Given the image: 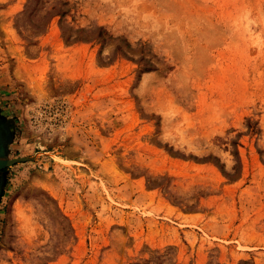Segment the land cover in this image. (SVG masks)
Instances as JSON below:
<instances>
[{"label":"rangeland","instance_id":"374dc122","mask_svg":"<svg viewBox=\"0 0 264 264\" xmlns=\"http://www.w3.org/2000/svg\"><path fill=\"white\" fill-rule=\"evenodd\" d=\"M0 161V264H264V0H0Z\"/></svg>","mask_w":264,"mask_h":264},{"label":"water","instance_id":"95a60500","mask_svg":"<svg viewBox=\"0 0 264 264\" xmlns=\"http://www.w3.org/2000/svg\"><path fill=\"white\" fill-rule=\"evenodd\" d=\"M11 164V161H0V171L4 169L5 167L9 166Z\"/></svg>","mask_w":264,"mask_h":264},{"label":"trees","instance_id":"16d2710c","mask_svg":"<svg viewBox=\"0 0 264 264\" xmlns=\"http://www.w3.org/2000/svg\"><path fill=\"white\" fill-rule=\"evenodd\" d=\"M103 40H105V38H103ZM115 49H116V51L120 50L119 46H117V45L115 46ZM142 70L147 71V70H149V68L145 67ZM217 165H219V164H217ZM219 167H222V166L219 165Z\"/></svg>","mask_w":264,"mask_h":264},{"label":"bare ground","instance_id":"6f19581e","mask_svg":"<svg viewBox=\"0 0 264 264\" xmlns=\"http://www.w3.org/2000/svg\"><path fill=\"white\" fill-rule=\"evenodd\" d=\"M2 159V158H1Z\"/></svg>","mask_w":264,"mask_h":264}]
</instances>
